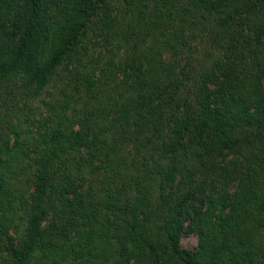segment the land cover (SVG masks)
<instances>
[{"label":"trees","instance_id":"1","mask_svg":"<svg viewBox=\"0 0 264 264\" xmlns=\"http://www.w3.org/2000/svg\"><path fill=\"white\" fill-rule=\"evenodd\" d=\"M0 264H264V0H0Z\"/></svg>","mask_w":264,"mask_h":264},{"label":"rangeland","instance_id":"2","mask_svg":"<svg viewBox=\"0 0 264 264\" xmlns=\"http://www.w3.org/2000/svg\"><path fill=\"white\" fill-rule=\"evenodd\" d=\"M198 240L195 235H190L182 240V246L186 249L193 250L197 247Z\"/></svg>","mask_w":264,"mask_h":264}]
</instances>
